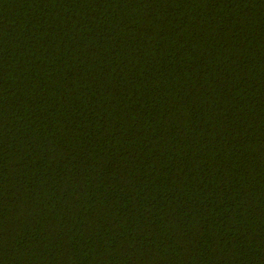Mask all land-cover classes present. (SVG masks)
<instances>
[{
	"label": "trees",
	"instance_id": "16d2710c",
	"mask_svg": "<svg viewBox=\"0 0 264 264\" xmlns=\"http://www.w3.org/2000/svg\"><path fill=\"white\" fill-rule=\"evenodd\" d=\"M0 264H264V0H0Z\"/></svg>",
	"mask_w": 264,
	"mask_h": 264
}]
</instances>
